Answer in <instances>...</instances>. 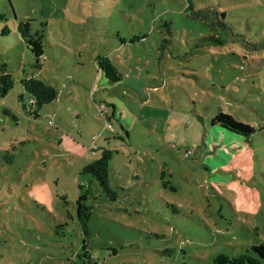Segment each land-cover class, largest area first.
Wrapping results in <instances>:
<instances>
[{
    "label": "rangeland",
    "instance_id": "374dc122",
    "mask_svg": "<svg viewBox=\"0 0 264 264\" xmlns=\"http://www.w3.org/2000/svg\"><path fill=\"white\" fill-rule=\"evenodd\" d=\"M204 10L229 26L225 47H195L211 34L193 15ZM22 23L43 36L40 69ZM103 56L145 86L107 81L96 64ZM3 69L15 86L0 98V264H87L85 239L98 264L257 258L250 249L264 244V0H0ZM27 78L59 94L37 118L20 101L31 110ZM220 112L257 130L245 177L233 169L237 160L217 169L219 160L205 162L204 144L164 140L181 135L178 115L209 129ZM107 117L127 140L106 129ZM94 137L97 147L112 140L116 202L84 173L101 157L89 151ZM210 141L211 157L236 145ZM80 195L92 207L88 236Z\"/></svg>",
    "mask_w": 264,
    "mask_h": 264
},
{
    "label": "trees",
    "instance_id": "16d2710c",
    "mask_svg": "<svg viewBox=\"0 0 264 264\" xmlns=\"http://www.w3.org/2000/svg\"><path fill=\"white\" fill-rule=\"evenodd\" d=\"M190 7L191 6L189 4L188 8ZM193 15L202 19V21L206 24L207 28L211 32L210 35L203 37L196 44V48L207 46L225 47L230 42V39L226 36L231 34L229 26L226 22H222L219 19L216 20V14H214L211 10L194 12ZM166 26L170 27V24L166 23ZM18 29L25 43L36 57L37 68L40 69L42 67L40 59L44 54L42 43L43 36L37 33H32L31 25L29 23L20 24ZM2 33L4 35H7L8 31L4 30ZM258 49V47H252L251 50ZM96 64L99 71H101L106 80L110 83L119 85L124 82L125 75L119 71L117 65L114 64L109 57H98ZM3 72V75H0V98L7 97L10 91L15 86V81L13 77L10 74L5 73L4 69ZM21 83L25 91L31 96V99L29 101V106L31 110L27 109L23 97L20 99L24 106V112L30 117L33 115L35 118H37V111L40 108L53 103L58 98V91L52 85H49L42 80H38L35 78H27L23 79ZM107 123L111 124V117H107ZM211 125L214 127H219L220 130L227 132V134L229 133L230 136L242 139V141L246 143L249 147L251 146V140L257 133V130L253 126L243 122L235 121L231 115H228L224 112H220L215 118H213L211 120ZM113 132L116 134L115 137L117 138V140L124 142V140H127L128 138L127 131L122 128L120 129V131H115L114 129ZM108 141L109 140H106V142ZM111 144L112 143L109 144L110 146L106 147H96L93 151H90L93 154L100 153L101 157L97 160H91L90 163L85 167L84 173L92 175L99 183L100 187L103 190V193L112 202H116L118 200V192L112 188L109 179V163L114 155V150L109 149L110 147H112ZM189 152L191 153V151H188V155L190 154ZM87 200L88 197L86 195L79 196L77 202V215L84 231V234L88 236V222L91 219L92 207L86 204ZM82 250L83 253L81 257L83 258V260H85V262L88 261L87 264H98L97 262H95V256L92 253H89V251L87 250L86 239L84 241ZM250 250L253 254L257 256V258H254L248 254L233 258H229L225 255H220L216 258L215 264H261V262L264 263V244L255 245L251 247Z\"/></svg>",
    "mask_w": 264,
    "mask_h": 264
},
{
    "label": "crops",
    "instance_id": "0c3cea01",
    "mask_svg": "<svg viewBox=\"0 0 264 264\" xmlns=\"http://www.w3.org/2000/svg\"><path fill=\"white\" fill-rule=\"evenodd\" d=\"M120 86H126L128 88H133L134 90H140L141 87H144L145 84L142 81V79L134 73L125 75L124 82L122 84H119ZM193 120L190 121H195V118H192ZM188 118H186L183 115H178V119L175 120V125L177 127V130L181 133L180 136H175L174 134L168 133V135H165V142L176 145L180 144L183 145L186 142L191 143L189 140H193L192 144L193 145H198V144H204V148H201V153L205 155V162L209 164L213 163V160L217 161L219 160V164L215 167V169L223 167L225 168L226 166H229L230 163L233 161L237 160L238 165L234 164L233 169L238 168V172L242 177H245L246 173V168H248V165L253 164L254 161H251L252 156V150L250 149L251 146L249 147L246 143L242 141L240 138H235L234 136H228L224 135V133L221 130H217L218 127L214 128L212 125L209 127H206L204 123H193L190 122ZM124 129V127H121ZM126 131V129H124ZM101 140V139H99ZM106 140H109L106 142ZM170 140V141H169ZM172 140H177L175 143H173ZM210 140H231L232 142H236V145H238L236 148V145H232L234 143H230L229 145H224L223 148V153H221L219 150L217 154H214L213 157L209 156V154H205L207 151V146L209 147L211 144ZM103 142L101 143L102 146H110L109 144L111 143V139L109 137L104 138L102 140ZM204 142V143H203ZM235 147V148H234ZM226 148L230 149V152H226ZM212 155V154H211ZM213 158V159H212ZM207 165V164H206ZM230 168V167H229ZM229 176H225L224 178H228ZM224 178L222 180L224 181ZM232 178V177H231ZM228 178V179H231Z\"/></svg>",
    "mask_w": 264,
    "mask_h": 264
},
{
    "label": "built area",
    "instance_id": "2783aa9c",
    "mask_svg": "<svg viewBox=\"0 0 264 264\" xmlns=\"http://www.w3.org/2000/svg\"><path fill=\"white\" fill-rule=\"evenodd\" d=\"M105 127L108 130L114 131V127L111 124H109V123H106ZM97 140H98V137H94L93 146L89 149V151H93L97 147V145H96Z\"/></svg>",
    "mask_w": 264,
    "mask_h": 264
}]
</instances>
